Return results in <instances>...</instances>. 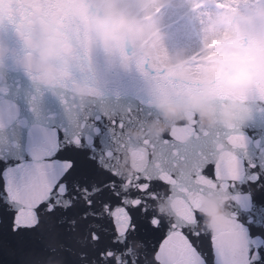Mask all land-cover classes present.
Wrapping results in <instances>:
<instances>
[{"label":"water","instance_id":"water-1","mask_svg":"<svg viewBox=\"0 0 264 264\" xmlns=\"http://www.w3.org/2000/svg\"><path fill=\"white\" fill-rule=\"evenodd\" d=\"M248 10L233 20L238 32L227 39L229 46L243 47L242 55L210 61L228 69L205 84L149 67L145 46L134 51L127 32L117 33L90 0H0V161L20 163L5 173L0 209L26 205L18 222L36 224L32 209L48 199L68 167L44 158L74 144L90 148L99 169L118 181L138 186L136 178L148 176L156 182L159 189L147 204L163 221L190 218L198 210L185 227L205 237H229L238 249L237 264H250L248 249L264 246V238H251L237 216L264 221L246 194L248 165L264 166V0L255 14ZM210 162L220 177L215 183L201 176ZM161 177L169 184L160 186ZM71 191L62 185L53 196L63 210L55 216L66 213V223L54 217L36 224L43 251L0 239V259L153 264L147 243L137 238L121 237L122 250L103 260L94 257L98 244L81 229L84 221L68 211L84 205L68 198ZM80 195L86 199L92 192L82 188ZM5 221L0 215V224Z\"/></svg>","mask_w":264,"mask_h":264},{"label":"snow or ice","instance_id":"snow-or-ice-1","mask_svg":"<svg viewBox=\"0 0 264 264\" xmlns=\"http://www.w3.org/2000/svg\"><path fill=\"white\" fill-rule=\"evenodd\" d=\"M102 135L96 137L95 143L102 146ZM62 137H58V145ZM91 149L79 148L74 144L65 143L57 147L56 152L45 157L46 162L60 161L68 165L59 181L53 186L47 200L40 201L32 211L38 213L36 224L48 223L55 217L59 225L66 223L64 215L55 216L62 212L53 196L59 193L62 185H70L71 193H66L69 199L75 196L84 200L81 208L68 209L72 218L76 216L84 221L81 229L89 233L98 247L93 249L94 257L103 260L112 255L114 250H122L126 245L125 239L137 238L144 240L148 245L146 255L153 258V264H237L239 253L233 240L227 236H203L199 232L185 227L198 215L193 210L190 218L180 217L176 222H165L155 212L149 210L147 202L154 198L159 189L156 182L148 176H138L136 185L130 181H118L114 173L102 172L96 161L91 158ZM9 167H20L18 162L0 161V188H4L7 180L5 173ZM250 169L249 187L246 194L249 196L250 206L255 214L264 217V166L256 163L248 165ZM201 176L210 178L212 183L220 179L217 165L210 162L201 169ZM127 184L122 189L119 184ZM169 180L160 178L159 185H167ZM86 188L92 195L86 199L80 195V190ZM97 188L99 191L93 192ZM3 202L0 201V204ZM98 206V207H97ZM26 205L19 208L0 209V215L6 216V221L0 224V239L11 241L19 248H39L36 224L28 221L18 222V218L26 211ZM91 219V223L88 221ZM240 223L249 232L251 238H264V221L255 223L247 218L237 216ZM54 225L49 231H54ZM72 229L67 230L63 236L68 238ZM250 264H264V246L250 247L247 256ZM0 264H9L6 257L0 259Z\"/></svg>","mask_w":264,"mask_h":264},{"label":"bare ground","instance_id":"bare-ground-1","mask_svg":"<svg viewBox=\"0 0 264 264\" xmlns=\"http://www.w3.org/2000/svg\"><path fill=\"white\" fill-rule=\"evenodd\" d=\"M90 1L96 10H102L117 33L122 31L127 32V36L130 39L134 51L141 50L142 46H145V54H148L146 63L152 69L169 72L171 73L170 77L173 79L197 81L205 84H212L222 70L228 69L223 63L210 62L206 60L207 58L202 56L196 58L195 55L197 50L195 48L200 44L196 43V40L193 41L192 38L190 39L186 34L183 36L177 27L173 28L170 34L171 36L164 40L162 37L167 31H165L166 24L163 23V26L161 24L162 34L156 32L158 29H161L160 27L152 28L153 25L157 26V21L160 20L164 14L157 18L156 21L146 23L148 14L142 12L143 8L138 10V8L141 7L140 2L143 4L144 0H129V2H117V0ZM207 2L209 1H206V3ZM244 2L245 3H237L235 7L228 10L224 18L228 21V25L226 24V27L221 31L225 33V37L228 36L227 38H229L236 36L238 31H236L235 22L233 20L249 15L248 7L251 9V13H256L259 10V0L255 2V4L251 0H245ZM184 4L185 2L183 0L177 1L171 4L168 10H164L163 13L170 14L167 11H170L171 8L181 9ZM133 16H137V19L133 20ZM195 18L203 25L198 27L201 36H205V38L209 37L210 34H206L207 29L204 26L205 22L201 17L195 16ZM215 32H217V30ZM242 50L243 47L229 46V50L219 55H222V58L236 57L237 55H242ZM186 51L189 52L190 55L188 53L185 54ZM190 56L193 58L192 60L189 59ZM188 61L189 64L187 63Z\"/></svg>","mask_w":264,"mask_h":264},{"label":"rangeland","instance_id":"rangeland-1","mask_svg":"<svg viewBox=\"0 0 264 264\" xmlns=\"http://www.w3.org/2000/svg\"><path fill=\"white\" fill-rule=\"evenodd\" d=\"M121 1L129 2V0H117V2ZM177 1L181 0H144V6L140 2L141 7H139L138 10L143 8L142 12L148 14L146 23L156 21L157 18L164 14L163 17L157 21V26H152V28H161V24L162 26L163 23L166 24L165 31H167L162 37L164 40L171 36L170 34L175 27L179 29V32H181L183 36L186 34L190 39L192 38L193 41L196 40V43L200 44L195 48L197 50L196 58L202 56L207 59H213L215 57H221L222 55L220 56L219 54H224L226 50H229L227 43H224L228 36L225 37V33L221 32L222 29L226 27V24L228 25V21L224 18L228 10L235 7L237 3H245V0H183L185 4L181 9L171 8L170 11H167L170 14L163 13L164 10H168L169 6ZM206 1L209 2L206 3ZM251 1L255 4L258 0ZM195 16L201 17L205 22L204 26L207 29L206 34H210L209 37L205 38V36H201L198 27L203 25L199 23V20H197ZM132 19L136 20L137 16H133ZM216 30L217 32H215ZM156 32L162 34V28L158 29ZM187 53L190 55V53L186 51L185 54ZM191 58L190 56L189 59Z\"/></svg>","mask_w":264,"mask_h":264}]
</instances>
